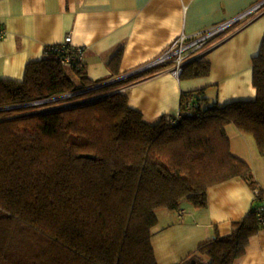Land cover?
Returning <instances> with one entry per match:
<instances>
[{
  "label": "trees",
  "instance_id": "1",
  "mask_svg": "<svg viewBox=\"0 0 264 264\" xmlns=\"http://www.w3.org/2000/svg\"><path fill=\"white\" fill-rule=\"evenodd\" d=\"M122 54L110 61L116 77ZM252 61L255 99L221 105L205 89L185 91L179 113L154 123L121 88L165 66L107 83L115 78L95 81L85 63L67 66L51 52L30 61L22 79L0 78V264H159L160 210L205 207L210 188L239 177L261 196L228 134L234 124L264 153V40ZM210 71L193 59L180 78ZM263 227L254 208L174 264H201L199 255L234 264Z\"/></svg>",
  "mask_w": 264,
  "mask_h": 264
},
{
  "label": "crops",
  "instance_id": "2",
  "mask_svg": "<svg viewBox=\"0 0 264 264\" xmlns=\"http://www.w3.org/2000/svg\"><path fill=\"white\" fill-rule=\"evenodd\" d=\"M260 1L0 0V27L5 30L0 39V78L22 79L30 61L42 59L47 45L63 42L70 33L75 43L86 47L84 63L91 79H117L110 61L120 49L118 69L123 76L157 59L182 33L242 17L197 58L210 62L209 75L181 79L162 69L121 90L150 123L165 114L177 115L185 91L205 89L221 105L252 100L256 97L252 60L264 40V5L251 9ZM228 134L233 153L251 164L255 181L264 189V180L254 173L258 147L254 136L234 124L228 126ZM258 203L252 187L239 177L210 188L205 207L187 201L178 211H162L152 240L158 263H179L203 241L231 233L234 222ZM196 260L204 264L208 257L199 255ZM234 264H264V227Z\"/></svg>",
  "mask_w": 264,
  "mask_h": 264
},
{
  "label": "built area",
  "instance_id": "3",
  "mask_svg": "<svg viewBox=\"0 0 264 264\" xmlns=\"http://www.w3.org/2000/svg\"><path fill=\"white\" fill-rule=\"evenodd\" d=\"M262 5H264V0L255 5L251 11L258 9ZM241 18L238 17L197 32L182 33L157 59L134 70V72L136 73L155 66H165L164 69L170 70L179 77L188 62L200 57L216 37L234 28ZM4 35L5 30L0 27V39ZM85 49L84 45L75 43L72 34L69 33L63 42L47 45L44 49V55L56 52L61 55L64 65H82L84 64ZM255 196L256 198L259 197L255 213L260 224L264 226V193L260 196L258 190H256Z\"/></svg>",
  "mask_w": 264,
  "mask_h": 264
},
{
  "label": "rangeland",
  "instance_id": "4",
  "mask_svg": "<svg viewBox=\"0 0 264 264\" xmlns=\"http://www.w3.org/2000/svg\"><path fill=\"white\" fill-rule=\"evenodd\" d=\"M66 69H67V71H69V73H71L70 67H66ZM210 100L214 101L212 99H210ZM82 101H84V100H79L78 102H82ZM52 107H58V106H52ZM52 107H50V108H52ZM45 109H47V107H42V108L38 109L37 111H43ZM254 153H255L254 159H253L254 173H255V175L257 174L258 176L261 177V179L264 180V155L258 150V147L255 149ZM186 202L187 201H184V203H186ZM162 211H168V210H162ZM162 211L160 210L158 212V215H161Z\"/></svg>",
  "mask_w": 264,
  "mask_h": 264
},
{
  "label": "water",
  "instance_id": "5",
  "mask_svg": "<svg viewBox=\"0 0 264 264\" xmlns=\"http://www.w3.org/2000/svg\"><path fill=\"white\" fill-rule=\"evenodd\" d=\"M134 73H135V72L132 71V72H130V73H127L126 75H123V76H121V77H118L117 79L111 80V81H109V82H107V83H111V82L117 81V80H119V79H121V78H124V77L130 76V75H132V74H134ZM107 83H103V84H101V85H98V87H99V86H102V85H105V84H107ZM84 156H86V157H94V155H91V154H85Z\"/></svg>",
  "mask_w": 264,
  "mask_h": 264
}]
</instances>
